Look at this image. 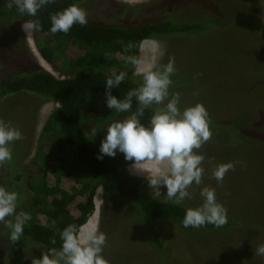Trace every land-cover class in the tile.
Masks as SVG:
<instances>
[{
  "label": "rangeland",
  "instance_id": "374dc122",
  "mask_svg": "<svg viewBox=\"0 0 264 264\" xmlns=\"http://www.w3.org/2000/svg\"><path fill=\"white\" fill-rule=\"evenodd\" d=\"M1 5L0 0V10ZM78 5L87 12L88 21L106 25L163 16L180 22L201 19L209 24L197 36L155 40L163 55L160 50H152L153 40H145L139 57L146 65L156 66L174 58L176 73L171 77L170 94H180L181 110L202 103L217 132L223 134L211 138L198 150L204 156L202 183L193 184L189 188L192 198L182 203L197 207L203 202L201 188H214L234 226L184 231L173 222L163 221L157 231L164 257L158 261L152 248L143 242L135 209L130 204L106 200L98 188L93 199L94 212L80 229L88 231L95 224L106 234L102 255L108 264H264V257L255 255L256 247L264 243V0H85ZM127 12L133 13L130 19ZM22 25L0 19V76L16 73L30 60L57 78L75 73L68 63L81 51L70 42L51 36L32 33L27 38ZM115 56L123 59L120 53ZM134 76L141 75L134 70ZM97 104L91 98L86 106L90 137L100 133L92 124ZM159 107L162 105L151 106L155 110ZM57 108L53 101H39L25 93L0 100V118L22 133V139L11 146L12 160L0 165L4 186L19 193L17 212L26 213L30 207L35 196L33 187L41 185L44 166L56 171L45 174L47 186L66 192L78 187L75 180L58 171L63 154L56 153L54 159L55 146H49L50 140L41 137L44 124ZM100 134L105 137L106 132ZM68 153L65 161L70 165L75 154ZM228 162L239 163L218 183L213 170ZM127 171L145 179L130 165ZM166 191V187H161L160 198L167 199ZM44 251L47 248L30 243L28 238L13 243L9 230L0 224L1 264H31V259L41 258Z\"/></svg>",
  "mask_w": 264,
  "mask_h": 264
},
{
  "label": "trees",
  "instance_id": "16d2710c",
  "mask_svg": "<svg viewBox=\"0 0 264 264\" xmlns=\"http://www.w3.org/2000/svg\"><path fill=\"white\" fill-rule=\"evenodd\" d=\"M1 1L0 19L18 24H23L27 20H38L40 27L33 32L35 35L68 41L82 52L75 60L69 61V68L75 71L69 77L57 78L32 60L28 61L27 65L22 64L16 73L0 76V100L25 93L39 101H53L58 104V108L44 124L41 137H47L46 139L50 140L49 146H55L54 159L56 153L63 154V159L59 158L58 171L61 170L62 176L75 180L78 185L71 192L47 186L45 174L47 172L54 174L56 171L44 166L41 170V185L33 187L35 196L25 211L32 219L26 223L23 237L28 238L32 244L45 248L55 247L59 250L62 243L60 234L63 229L69 224L81 228L93 214V199L98 188L102 189L106 200L130 204L135 209L139 217L143 242L152 248L158 261H162L164 257L163 244L157 231L159 223L170 221L184 231L218 229L211 224L201 228L183 227L182 220L189 207L184 203L175 205L167 199L152 196L147 180L133 176L127 171L131 162L126 161L122 153L118 152L115 157L104 156L102 160L97 159L100 143L104 138L100 133H105L110 123L129 118L137 108L135 98L130 112L118 113L107 108L106 79L113 72L126 73L121 85L111 90L114 96L124 99L142 80V76H134V66L129 62V57H139L143 41L159 40L168 36H197L209 24L201 19L195 22H180L163 16L143 22L122 21L109 25L88 21L85 26L73 25L67 34L62 32L53 34L50 31V16L69 5H78L85 0H55L54 3L41 8L36 17L20 14L14 5L8 7V0ZM132 15V12H127V18L130 19ZM118 53L122 60L115 56ZM50 64L55 67L54 62ZM91 98L98 102L92 124L100 133L90 137L88 135L90 117L86 106ZM154 112L155 109L151 107L145 109L143 117H140L142 123L147 125ZM210 128L212 139L222 137L223 134L217 132L216 125L211 123ZM56 136L60 140H57ZM69 151L75 154V161L70 165L65 161ZM0 185L4 186L1 176ZM39 193L42 196H38ZM48 196L51 198L50 201ZM229 227H234L230 225V221L221 228ZM52 239L56 240L55 245L50 243ZM1 262L0 254V264Z\"/></svg>",
  "mask_w": 264,
  "mask_h": 264
},
{
  "label": "clouds",
  "instance_id": "9594fccd",
  "mask_svg": "<svg viewBox=\"0 0 264 264\" xmlns=\"http://www.w3.org/2000/svg\"><path fill=\"white\" fill-rule=\"evenodd\" d=\"M55 0H8V7L13 5L20 14L36 17L38 11ZM50 31L55 34L69 33L73 25L85 26L88 23L87 12L77 4L69 5L50 16ZM40 27L38 20H27L22 30L30 38ZM143 49V44L140 45ZM155 52L160 45L155 40L151 43ZM160 50V55H163ZM137 74L142 76L139 86L130 90L124 99L112 94L126 78V73L113 72L105 82L106 106L118 113L130 112L133 98L137 108L132 115L123 120H116L106 128V135L101 140L97 159L104 156L115 157L122 153L126 161L131 162V170L141 173L147 180L152 196L161 197V187H166L167 200L180 205L187 198L191 199L189 188L202 183L204 156L199 149L212 138L211 118L202 103H196L180 109V94H170L171 77L176 73L174 58L167 64L156 66L145 64L143 58L129 57ZM165 101H167L165 103ZM152 105H162L155 110L150 121L145 125V109ZM22 139L19 128L0 118V165L12 160V145ZM236 163L218 164L213 170V177L222 182L230 170H235ZM202 204L189 207L185 211L182 226L201 228L208 224L216 228L228 222L227 208L217 200L214 188L203 187L200 190ZM19 193L0 185V224L9 230V239L15 243L24 235V227L32 219L28 213L17 212ZM14 219H6L13 218ZM61 247L47 248L41 258L31 259V264H108L103 257L106 234L93 224L88 231H82L77 225H67L60 234ZM55 245L56 240L52 239ZM255 255L264 257V243L255 249Z\"/></svg>",
  "mask_w": 264,
  "mask_h": 264
},
{
  "label": "bare ground",
  "instance_id": "6f19581e",
  "mask_svg": "<svg viewBox=\"0 0 264 264\" xmlns=\"http://www.w3.org/2000/svg\"><path fill=\"white\" fill-rule=\"evenodd\" d=\"M145 61V60H144ZM46 68V67H45ZM96 200V199H95ZM83 230H85V229H83Z\"/></svg>",
  "mask_w": 264,
  "mask_h": 264
}]
</instances>
